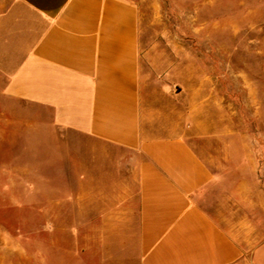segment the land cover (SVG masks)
Here are the masks:
<instances>
[{
    "label": "crops",
    "instance_id": "obj_1",
    "mask_svg": "<svg viewBox=\"0 0 264 264\" xmlns=\"http://www.w3.org/2000/svg\"><path fill=\"white\" fill-rule=\"evenodd\" d=\"M212 78L182 105L185 90H150L130 0H0V90L78 137V202L105 222L110 264H264L253 158Z\"/></svg>",
    "mask_w": 264,
    "mask_h": 264
},
{
    "label": "rangeland",
    "instance_id": "obj_2",
    "mask_svg": "<svg viewBox=\"0 0 264 264\" xmlns=\"http://www.w3.org/2000/svg\"><path fill=\"white\" fill-rule=\"evenodd\" d=\"M130 1L150 90L167 102L185 90L182 105L212 76L229 102V138L252 156L247 179L264 198V0ZM221 53L229 56L222 66ZM78 149V137L53 127L49 111L0 90V264H110L111 238L95 236L105 222L78 202Z\"/></svg>",
    "mask_w": 264,
    "mask_h": 264
}]
</instances>
